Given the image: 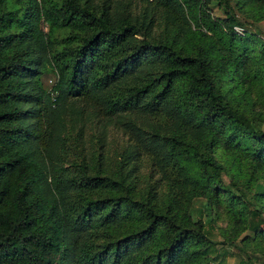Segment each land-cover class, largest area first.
Listing matches in <instances>:
<instances>
[{
    "label": "trees",
    "instance_id": "trees-1",
    "mask_svg": "<svg viewBox=\"0 0 264 264\" xmlns=\"http://www.w3.org/2000/svg\"><path fill=\"white\" fill-rule=\"evenodd\" d=\"M242 8L264 21V0H0V264H264Z\"/></svg>",
    "mask_w": 264,
    "mask_h": 264
},
{
    "label": "rangeland",
    "instance_id": "rangeland-1",
    "mask_svg": "<svg viewBox=\"0 0 264 264\" xmlns=\"http://www.w3.org/2000/svg\"><path fill=\"white\" fill-rule=\"evenodd\" d=\"M130 1H131V4H132L135 0H130ZM238 10H239V12L235 11V18H237L236 19V24H234V26H233V29L235 30V32L242 33V30H244V27H245V28H249L250 31H254L255 30V32H257V33L260 31L261 34L264 35V21H262V20H259V21L252 20L251 21L248 18L249 17L248 15L250 14L249 10L244 9V8L238 9ZM212 11L219 13V10L216 9V8H213ZM262 35H260V36L262 37ZM58 36H59V33H56V38ZM42 78H43V80L45 82L46 78H52V75L50 73L43 74ZM46 84H48V82ZM263 128H264V124H263ZM228 131L229 132H233L234 129L233 128H229ZM223 179L225 181H227L228 180V175L225 174L223 176ZM215 224H216L215 226H217V228H218V225L220 226L219 228H223L225 226V219L224 218H220V219L217 220V222ZM260 227L264 228V226H262V225ZM217 228L215 227L216 230H217ZM240 235H242V234H240ZM261 240L264 241V238H261ZM233 260L234 259H233L232 256H228L226 258V263L233 264Z\"/></svg>",
    "mask_w": 264,
    "mask_h": 264
}]
</instances>
